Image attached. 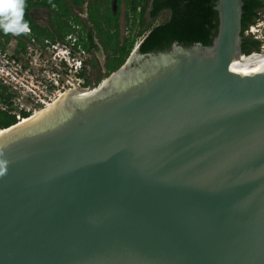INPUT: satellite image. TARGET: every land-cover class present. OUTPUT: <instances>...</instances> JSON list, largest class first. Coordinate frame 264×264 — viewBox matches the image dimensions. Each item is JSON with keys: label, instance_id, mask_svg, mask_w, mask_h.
I'll return each instance as SVG.
<instances>
[{"label": "water", "instance_id": "water-1", "mask_svg": "<svg viewBox=\"0 0 264 264\" xmlns=\"http://www.w3.org/2000/svg\"><path fill=\"white\" fill-rule=\"evenodd\" d=\"M243 7L218 0L212 45L141 42L108 84L76 87L95 94L0 130V264H264V74L244 68Z\"/></svg>", "mask_w": 264, "mask_h": 264}, {"label": "trees", "instance_id": "trees-1", "mask_svg": "<svg viewBox=\"0 0 264 264\" xmlns=\"http://www.w3.org/2000/svg\"><path fill=\"white\" fill-rule=\"evenodd\" d=\"M133 5V11L136 14L138 8L143 6V12L139 17H134L133 23L139 28V32L125 40L122 45L119 19L113 14L111 9L103 10L100 7L109 3L108 0L96 2L91 10L90 21L99 31L101 43L107 52H110L108 72L111 74L123 66L132 51L134 50L139 38H143L140 45V53L149 54L164 51L170 48L173 42L183 46H191L195 43H201L205 46L212 45L214 39L219 33L220 16L216 10L218 0H128ZM243 51L249 56L254 52H262L263 42L253 36L249 37V30L255 26L261 19V12L264 10V0H243ZM86 0H26L24 11V20L32 29L33 35L37 40L51 38L64 40L65 37L73 32V25H79V17L74 12V7H81ZM151 9L149 10V8ZM34 8H47L52 13L51 23L54 33L49 28L41 27L31 17V11ZM168 11L170 18L165 23L154 26L148 24V16L152 19H158L160 15ZM131 21V20H129ZM114 31V32H113ZM146 34H149L146 36ZM15 34L5 33L0 29V52H6L7 45L10 44ZM20 39L21 51L25 52V39L30 40L31 36L22 33L18 34ZM56 35L57 37H55ZM81 42L88 53L99 50L95 43L94 36H80ZM21 53L17 51V54ZM96 66V65H95ZM86 84L90 78L86 73ZM86 87V86H85ZM15 97L8 94L5 87L0 86V103H9V100ZM32 113L22 112L23 118H29ZM15 115L0 110V130L8 129L18 123Z\"/></svg>", "mask_w": 264, "mask_h": 264}, {"label": "built area", "instance_id": "built-area-1", "mask_svg": "<svg viewBox=\"0 0 264 264\" xmlns=\"http://www.w3.org/2000/svg\"><path fill=\"white\" fill-rule=\"evenodd\" d=\"M25 33H30V29ZM35 43L33 39V46L21 56L0 52V85L15 96L18 110L14 115L19 122L27 119L22 112L49 109L66 92L86 86L83 74L89 53L79 36L70 34L64 40H48L40 47Z\"/></svg>", "mask_w": 264, "mask_h": 264}, {"label": "flooded vegetation", "instance_id": "flooded-vegetation-1", "mask_svg": "<svg viewBox=\"0 0 264 264\" xmlns=\"http://www.w3.org/2000/svg\"><path fill=\"white\" fill-rule=\"evenodd\" d=\"M101 2V1H105V0H86V2L81 6V7H74V12L75 14L79 17L80 20V24L73 25V32L70 34H76L77 36H87L88 34H92L94 36V40L96 45L98 46L99 50H94L91 53H89V58L87 61V69L88 66H93L95 67V63H94V55L95 54H99L102 53H106L108 56V61H105V69L108 71V64H109V60H110V52H107L104 47L102 46L101 43V38L99 36V31L95 28L94 24H92V22L90 21L91 18V10L94 7V10L97 9V6H93L96 2ZM109 3L106 4L103 7H100L99 9L103 12V10H107V9H111L112 13L118 16L119 19V29H120V35H121V40H122V45H125V40L133 35H135L136 33L139 32V28L134 26L133 23V18L139 17V15L143 12V6L145 5L143 3L142 6H140L136 12V14L133 11V5L129 4L128 0H108ZM125 9V11L123 12L122 9ZM152 6H150L149 10L151 9ZM82 9V13H79V10ZM44 14L47 13L48 17H45ZM38 16V17H37ZM31 17L33 18V20L37 23V25L41 26V27H45V28H49L52 33H54L53 28H52V23H51V18H52V13L49 9L47 8H34L31 11ZM43 19H46L48 22L47 24H43ZM131 20V21H129ZM123 26L125 27V30H123ZM29 27V26H28ZM30 29V33H25L29 36H31L30 40L25 39V43H26V49H29L31 46H33L32 44V40L34 39L36 41V46L40 47L41 45H45L46 41L48 40H52L51 38H43L41 40H37L35 37H32L33 35V31L32 29L29 27ZM114 32V31H113ZM123 33H125L126 36L123 35ZM68 34V35H70ZM67 35V36H68ZM55 37H57L56 35H54ZM66 36V37H67ZM65 37V38H66ZM15 40L18 41V50H21V46H20V37L19 35L15 34L14 35ZM59 39H56V41ZM81 40V38H80ZM93 56V57H92ZM91 81H89V83L85 84L86 87L85 88H93V86L90 84ZM1 87H5L0 85ZM7 92L8 94H12V92L7 88ZM76 91H79L76 89ZM75 92V91H74ZM0 110L2 112H8L10 115H14L16 113V111L18 110L15 104V97H13V99L9 100V103H0ZM16 116V115H15Z\"/></svg>", "mask_w": 264, "mask_h": 264}, {"label": "rangeland", "instance_id": "rangeland-1", "mask_svg": "<svg viewBox=\"0 0 264 264\" xmlns=\"http://www.w3.org/2000/svg\"><path fill=\"white\" fill-rule=\"evenodd\" d=\"M82 9H80L79 10V13H82ZM122 11L124 12L125 11V9H124V7H123V9H122ZM43 15L45 16V17H48V15H47V13L46 14H44L43 13ZM38 17V16H37ZM169 18H170V13L168 12V11H165V12H163L161 15H160V17L158 18V19H155V20H152L149 16H148V21H147V23L148 24H152V25H154V26H157V25H159V24H162V23H165L166 21H168L169 20ZM47 20L46 19H43V24H47ZM123 30H125V27L123 26ZM123 35L124 36H126L125 35V33H123ZM249 37L251 36H253L254 38H258L259 40H261L262 42H263V44H262V52H260V54H263L264 53V10H262V12H261V19L257 22V24L255 25V26H253L250 30H249ZM146 36H147V34H146ZM145 37V36H144ZM144 37H142V38H139L138 39V41H137V43H136V46H135V48H137L139 45H140V43L142 42V40H143V38ZM0 41H3L1 38H0ZM134 48V49H135ZM19 48H18V41L17 40H15V38L14 37H12V39H11V42H10V44L9 45H7V49H6V53H8L9 55H16V56H21L22 55V53H18L17 54V50H18ZM20 52H22L21 50H20ZM133 52V51H132ZM258 52H254L253 54H257ZM26 54V53H25ZM24 54V55H25ZM107 54L106 53H102V51H101V53H99V54H95L94 55V63H95V67H93V66H88V69H87V75H88V77L90 78V84L93 86V88H95V87H99L100 86V84H102L103 83V81H104V83H105V80L112 74H110L106 69H105V61L107 62L108 61V58H107ZM93 57V56H92ZM129 58V57H128ZM128 60V59H127ZM107 81V80H106ZM103 83V84H104ZM76 89H74V90H71L70 92H68L67 94H65V95H67V96H69V94L72 92V91H75ZM96 91H98V90H96ZM75 93H77V92H73V93H71L70 95H72V94H75ZM65 98H66V96H64ZM63 97V98H64ZM62 97H60V99H61ZM62 98V99H63ZM60 99H58V101L60 100ZM61 99V100H62ZM60 100V101H61ZM58 101H56V103L58 104L59 102ZM54 104L55 106L57 105V104ZM53 105V106H54ZM36 112H32V114H31V116H33L34 114H35ZM30 116V117H31ZM22 122V121H21ZM19 123V122H18Z\"/></svg>", "mask_w": 264, "mask_h": 264}, {"label": "clouds", "instance_id": "clouds-1", "mask_svg": "<svg viewBox=\"0 0 264 264\" xmlns=\"http://www.w3.org/2000/svg\"><path fill=\"white\" fill-rule=\"evenodd\" d=\"M26 0H0V29L6 34H22L29 31L28 23L24 20ZM6 162L0 159V174Z\"/></svg>", "mask_w": 264, "mask_h": 264}, {"label": "bare ground", "instance_id": "bare-ground-1", "mask_svg": "<svg viewBox=\"0 0 264 264\" xmlns=\"http://www.w3.org/2000/svg\"><path fill=\"white\" fill-rule=\"evenodd\" d=\"M244 68L248 71V73L250 74V75H262V74H264V53L263 54H260V53H257V54H251L250 56H244ZM108 82L109 81H105V83L104 84H108ZM74 89H77V90H79L78 88H73V90ZM74 91H72L71 93H73ZM75 92H77V93H83V94H91V95H93V94H95L96 92H98V91H96V90H94V91H92V92H90V91H81V90H79V91H76L75 90ZM70 93V94H71ZM70 94H69V96H70ZM64 96H67V95H64ZM64 96H62V98L64 97ZM61 98V99H62ZM65 98V97H64ZM63 98V99H64ZM60 99V100H61ZM62 99V100H63ZM59 100V101H60ZM61 100V101H62ZM58 101V102H59ZM60 101V102H61ZM57 104V103H56ZM55 107V105L54 106H52V107H50L49 109H46V110H40V111H38V112H36L30 119H25L24 121H22L21 123H20V125H23V124H25V125H27V124H29V123H31V122H33V121H35L36 119H38V118H40L41 116H43L44 114H46L47 112H49L52 108H54ZM8 130V129H7ZM7 130H2V132H6Z\"/></svg>", "mask_w": 264, "mask_h": 264}]
</instances>
